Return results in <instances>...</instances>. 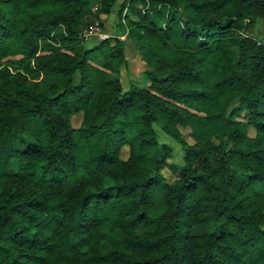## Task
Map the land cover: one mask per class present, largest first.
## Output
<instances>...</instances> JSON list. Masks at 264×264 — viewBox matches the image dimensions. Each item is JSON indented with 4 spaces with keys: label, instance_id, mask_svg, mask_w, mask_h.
Listing matches in <instances>:
<instances>
[{
    "label": "trees",
    "instance_id": "16d2710c",
    "mask_svg": "<svg viewBox=\"0 0 264 264\" xmlns=\"http://www.w3.org/2000/svg\"><path fill=\"white\" fill-rule=\"evenodd\" d=\"M117 1L0 0V57L9 62L0 68V179L35 181L64 197L49 204L0 186V264L51 256V264H238L249 251L258 264L264 213L246 193L258 196L264 185V44L235 29L209 33L214 23L233 24L228 12L242 17L236 9L247 0H125L120 14L128 6L139 17L128 30L150 79L128 88L125 41L86 47L78 30L91 6L111 13ZM208 9L223 10V20L205 19ZM41 73L53 80L43 90ZM155 124L181 144L182 163ZM73 146L92 163L74 167ZM158 176L165 207L151 216ZM207 222L217 229L192 232Z\"/></svg>",
    "mask_w": 264,
    "mask_h": 264
},
{
    "label": "rangeland",
    "instance_id": "374dc122",
    "mask_svg": "<svg viewBox=\"0 0 264 264\" xmlns=\"http://www.w3.org/2000/svg\"><path fill=\"white\" fill-rule=\"evenodd\" d=\"M125 0H118L114 6V10L111 13H103L97 10V5L91 6V8L86 12L83 16L79 26V37L82 41H84L86 47H90L92 45H96L100 40L108 39L109 42L114 43L116 38L123 39L125 41V55L128 59V63H123L120 66V79L123 82L125 88H128L130 81L137 80L143 84H149L150 79L148 75V63L146 59L143 57L141 50L139 49L140 41L137 36H131L128 30V23L139 22V17L135 15L131 10L128 9V6L121 11V4L124 3ZM177 19L184 20L183 11L180 9L176 13ZM122 24L126 25V29L122 26ZM143 33L142 29L140 30ZM256 34H264V29L257 28ZM255 36V35H254ZM9 64V62L0 57V68L5 64ZM14 66L12 65V69L15 72ZM79 79V75L76 77ZM39 82V90H43L47 88L52 83V78L45 76L41 73L38 78ZM83 112L75 114L71 118V123L74 127H79L82 122ZM159 134V141L161 143H166L173 148L174 157L173 159L182 163L181 156L183 154L181 144L168 133H166L160 126L154 125ZM182 132L184 136L190 141L193 142V138L190 135V130L188 128H182ZM255 133L254 129H250V134L253 135ZM128 148H124V153L122 154L125 158L128 157ZM170 158L169 160H173ZM166 176L169 179L173 178V174L170 173V170H165ZM0 186H6L8 189L17 188L20 192L29 193L33 192L36 195L45 196L47 203L53 204L56 202H60L63 200V196L59 194L56 190H46L45 188L40 187L35 183V181H5L0 179ZM166 188V179L158 176V182L154 186L152 190V203L147 208V213L151 216L158 215L165 207L163 195L165 193ZM214 229H217L218 225L214 223H204L198 224L192 227L193 233H202V232H210ZM53 257L51 256L47 262H38L35 264H51Z\"/></svg>",
    "mask_w": 264,
    "mask_h": 264
},
{
    "label": "clouds",
    "instance_id": "9594fccd",
    "mask_svg": "<svg viewBox=\"0 0 264 264\" xmlns=\"http://www.w3.org/2000/svg\"><path fill=\"white\" fill-rule=\"evenodd\" d=\"M205 3H211V0H204ZM237 11L243 13V16H237L235 11L228 12L227 15L234 17L233 24L230 26H225L222 23H214L209 27V33L216 32L217 34H221L224 32L230 31V29H235L233 32L234 36H253L255 35V39L258 43L264 44V34H256V29H264V0H247L246 3L240 4L237 6ZM214 20L222 21L225 13L223 10H218L217 12H211L210 9L207 10L205 14V19L208 18V15ZM250 21H254V23H250ZM237 23L239 25H243V27H236ZM44 143L46 144L47 141L45 140ZM83 142H81L82 144ZM69 157L71 160L72 165L75 167L77 163L80 165H86L92 163L87 157L84 155L83 151L79 146H73L71 152L69 153ZM231 171V169H229ZM240 176V173H237V177ZM226 179V176H222L219 181H215L221 183L223 180ZM234 182H236L234 180ZM256 191L259 193L258 196L252 195V190L250 189L246 195L249 197V203L252 200H256L258 203L253 204L252 207L255 208L257 206L260 207L261 213H264V185L262 186H255ZM200 195H203L201 193ZM194 198H198L196 194H193L192 197L189 198L190 202H194ZM251 213V210H249ZM258 220L256 223L260 229H264V215H259ZM223 222V221H221ZM255 229V225L250 228L245 229V233H249ZM214 230V226L213 229ZM233 231H236L233 228ZM245 233H237L239 236H243L247 238ZM226 243H231V241H225ZM251 258V260H250ZM221 259L225 260V264H231V259L228 257H221ZM238 264H256V253L254 251H249L246 255H242L239 259ZM258 264H264V254H262L261 258L258 261Z\"/></svg>",
    "mask_w": 264,
    "mask_h": 264
}]
</instances>
